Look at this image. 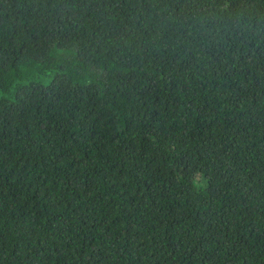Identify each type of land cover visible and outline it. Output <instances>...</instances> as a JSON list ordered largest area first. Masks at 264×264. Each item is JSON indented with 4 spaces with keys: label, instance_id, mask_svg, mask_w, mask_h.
Instances as JSON below:
<instances>
[{
    "label": "trees",
    "instance_id": "16d2710c",
    "mask_svg": "<svg viewBox=\"0 0 264 264\" xmlns=\"http://www.w3.org/2000/svg\"><path fill=\"white\" fill-rule=\"evenodd\" d=\"M0 264H264V0H0Z\"/></svg>",
    "mask_w": 264,
    "mask_h": 264
}]
</instances>
